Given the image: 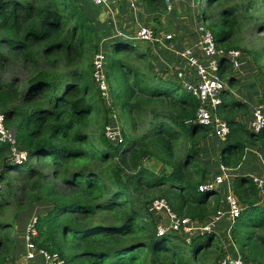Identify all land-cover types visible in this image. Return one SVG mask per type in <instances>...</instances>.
Here are the masks:
<instances>
[{
    "label": "trees",
    "instance_id": "16d2710c",
    "mask_svg": "<svg viewBox=\"0 0 264 264\" xmlns=\"http://www.w3.org/2000/svg\"><path fill=\"white\" fill-rule=\"evenodd\" d=\"M146 1L155 12L167 11L164 0ZM232 1L208 0L207 8L220 11L200 17L227 49L239 45L244 15L252 10L263 14L251 20L264 18V0L241 8ZM95 11L90 0H0V114L29 154L16 164L12 146L0 141V264L21 259L12 231L34 216L37 248L58 252L65 264H222L224 246L215 233L189 241L159 235L149 212L154 200L165 199L177 216L204 223L221 208L216 192L200 190L211 178L200 153L211 128L186 123L195 119L199 100L168 72L156 73L150 48L120 38L107 46L108 107L93 61L110 32ZM257 25L264 32V22ZM221 76L231 86L238 82L226 61ZM249 106L228 89L218 110L230 129L219 160L235 171L249 164L255 148L264 153V129L250 132L241 120ZM117 112L128 129L143 127L136 137L123 129L118 146L105 134ZM233 191L244 210L232 243L247 261L264 264L259 188L240 174Z\"/></svg>",
    "mask_w": 264,
    "mask_h": 264
},
{
    "label": "built area",
    "instance_id": "2783aa9c",
    "mask_svg": "<svg viewBox=\"0 0 264 264\" xmlns=\"http://www.w3.org/2000/svg\"><path fill=\"white\" fill-rule=\"evenodd\" d=\"M96 7L107 8L110 6L126 2L131 8H136L140 0H90ZM169 11L170 0H165ZM199 38L192 44L184 47L181 51L174 48L175 37L173 34H166L157 31L151 26H141L133 36L123 35L126 39H131L143 44L158 46L162 50L171 51L176 55L180 67L173 68L170 78L179 81L185 90L195 95L199 100L200 106L194 120L186 121L187 124H198L211 128V134L218 141L223 142L227 139L230 129L228 123L222 119L218 110L223 103V94L229 89L226 79L221 76V63L226 61L230 64L233 71L240 70L245 63L244 53L239 49H223L218 47L212 32L207 29L203 22L197 27ZM94 79L98 89L106 100L108 107L112 104V96L106 74L107 54L101 48L94 57ZM163 72H168L165 70ZM251 132L259 133L264 129V101L256 104L252 110ZM106 137L115 145H122L125 141L123 126L117 113L110 116L106 126ZM0 141L9 143L12 146V161L16 164H23L28 160L29 154L26 150L19 148L15 138V132L7 129L5 118L0 114ZM231 169L221 165L219 172L210 178L200 187L201 191L221 190L224 198L221 200V208L216 215L207 219L204 223H197L188 217H179L173 213L165 199H156L149 206V212L157 219L168 217L164 223H157L159 235L177 234L187 241L192 236L222 232L228 239L224 247L222 264H261L247 261L232 243L231 231L237 220L243 213V205L233 191L231 185ZM254 182L260 191V202H264V177H253ZM38 217L34 216L24 230V258L26 261H34L40 256L44 264H65V260L58 252L51 253L45 249H38L34 243L38 236L36 224ZM169 222L168 225H166ZM225 222V226L222 224ZM170 226V227H169ZM169 227V228H168ZM223 245V244H222ZM224 246V245H223Z\"/></svg>",
    "mask_w": 264,
    "mask_h": 264
},
{
    "label": "rangeland",
    "instance_id": "374dc122",
    "mask_svg": "<svg viewBox=\"0 0 264 264\" xmlns=\"http://www.w3.org/2000/svg\"><path fill=\"white\" fill-rule=\"evenodd\" d=\"M248 0H233L231 4H235L237 2L238 6L241 8L243 6V3H246ZM165 2V1H164ZM174 0H170V7L172 8V12L170 13L168 10L166 12L165 8L161 11V14L158 16H152L150 19L147 18V15H149L144 8L145 1H142L139 9V12L137 15H135L130 10H123L124 4L119 5H113L117 10H114V15H108L112 12V9L107 10L108 16H103V10H96V20H100L101 22H105L107 24V28L110 32L109 36L104 38L100 42V49L103 48V50L106 52L108 56V50L107 46L114 40L124 38L123 35L133 36L134 31L137 30L136 28L138 26H151L154 27L157 31H159L156 27L158 26L157 22L154 21V19H158L161 21L160 18H163L164 16H167V22L161 21L162 25L166 28V31L174 32V30H171V27H176V30H181V33H179L181 36H183L186 41L184 42V46H187L189 44H192L196 39L199 38V34L197 32V27L199 26L200 22H203L200 17H202V12L207 10L208 14H214L220 9L212 7L211 9L207 8L208 0H195L197 2L193 5V0H175L174 4L172 3ZM167 6V4L165 3ZM192 6V7H191ZM176 7H179L177 9ZM197 8V19L194 21L196 24L194 26L193 21L190 20V18L195 14L193 12V9ZM122 11L119 13V11ZM262 13H256L252 10L249 11L248 15H244L245 18L243 19V26L240 30V40H238V44L236 47H232L234 49H239L244 53V67L241 72H235L232 70V75L236 78L238 82L235 83V86H231L228 83L229 76L226 78V83L228 85L229 90L233 94V97L237 100H241L242 102H249L251 111L248 115H241V120L243 124L246 126V129L250 131V127L248 122H244L248 118L252 116V108L255 104L259 103L262 96L264 97V32L258 28L257 24L263 23L264 18H262L261 22H255L250 19V16H262ZM157 17V18H156ZM179 18V19H175ZM210 20V18H209ZM167 24H170V27H166ZM118 25V27H117ZM194 26V27H193ZM206 27V25H205ZM207 28V27H206ZM122 32V33H121ZM129 32V33H126ZM180 32V31H179ZM123 34L122 36H118V34ZM126 33V34H125ZM143 44V43H142ZM146 45L148 48L149 46ZM223 48V47H220ZM227 49V48H223ZM155 57V56H154ZM168 62L170 61L169 58H166ZM255 87H258V89H255ZM263 93V95H262ZM252 106V107H251ZM117 114L120 117V112H117ZM120 120L122 122V126L124 131L127 132L130 136L136 137L143 133V127L139 125L136 127V130L128 129L125 126V123H123L121 117ZM145 126V125H144ZM251 132V131H250ZM210 138L212 136H209ZM206 138L201 142V154L204 158V161L206 165L209 168V171L211 172V178L217 174L219 171L220 166L222 163L219 160V146L222 145L220 141H218L215 137H212V139ZM261 143L259 144V146ZM260 148V147H259ZM262 148V146H261ZM254 150H257L256 148ZM242 171L239 170H232L231 171V185L233 186V182L236 179L238 175H240ZM243 173V172H242ZM243 175V174H241ZM224 198V193L219 190L217 194L213 197V202H220ZM262 203V202H261ZM244 207V206H243ZM157 223H164L165 221H168L169 218L161 217V219H157L155 217ZM169 222L166 224L168 225ZM225 222L222 224V226H225ZM170 227V226H169ZM168 227V228H169ZM246 228V226L244 227ZM25 227H18L14 226V230L12 231L15 241L19 242V244H22L23 249V235H24ZM223 234L222 232L218 233L217 236L220 238L219 235ZM226 237V235H225ZM221 242V241H220ZM228 242V239L227 241ZM218 243V241L216 242ZM217 245V244H216ZM213 248H215V245H213ZM18 252V250H17ZM12 262H15L14 264H29L25 260L21 261V259H14V257L11 258V264Z\"/></svg>",
    "mask_w": 264,
    "mask_h": 264
},
{
    "label": "crops",
    "instance_id": "0c3cea01",
    "mask_svg": "<svg viewBox=\"0 0 264 264\" xmlns=\"http://www.w3.org/2000/svg\"><path fill=\"white\" fill-rule=\"evenodd\" d=\"M142 1H145V0H140L139 1V3L136 5V8H131V5L129 4V3H126V2H121V3H119L118 5H119V7H120V5H122V4H124L125 6H123L122 8H123V10L124 11H126L127 9L128 10H130L131 12H133L135 15H137L138 14V12H139V7H140V5H141V3H142ZM165 1V0H164ZM174 2H175V0H174ZM174 2H172L173 4H174ZM193 5L194 4H196L197 2H195V0H193ZM166 3V2H165ZM176 3V2H175ZM114 5H116V4H114ZM144 8H145V11L149 14V15H147V18L148 19H150L152 16H158V15H160L161 14V12L159 11V12H155V11H153L150 7H149V5H148V3H147V1L144 3ZM167 7V6H166ZM192 7V6H191ZM110 8L112 9V12L110 13V14H108V15H114V10L113 9H115V10H117L115 7H113V5H111L110 6ZM177 9H179V7H176ZM103 10V16H108L107 15V12L108 11H106V9L107 8H101V7H96V10ZM193 9V8H192ZM167 10H168V8H167ZM119 11V10H118ZM169 11V10H168ZM173 10L171 9L169 12L171 13ZM120 12H122V11H119V13ZM167 12V11H166ZM193 12H195V14L190 18V20L191 21H193V24H194V26L196 25L195 23H194V21L197 19V14H198V12H197V8H194L193 9ZM157 18V17H156ZM161 19V21H163V22H167V16H164L163 18H160ZM176 20L177 19H179V18H175ZM154 21H156L157 22V24H158V26L156 27L158 30H159V32H163V33H166V34H173L174 35V37H175V41H174V48L176 49V51H181V50H183L184 49V42L186 41V39L183 37V36H181L179 33H181V30H176V27H171V30L173 31L174 30V32H170V31H166V28H164L165 27V25L163 26L162 25V23H161V21L160 20H158V19H154ZM193 26V27H194ZM117 27H118V25H117ZM141 26H138L136 29L138 30L139 28H140ZM166 27H170V24H167L166 25ZM137 30H135L134 31V34H135V32L137 31ZM180 31V32H179ZM122 33V32H121ZM126 33H129V32H126ZM125 33V34H126ZM146 44V43H145ZM148 46H149V48L151 49V51H152V53H153V55L155 56V58H156V60H157V62H158V65H157V68H156V73H158V74H160L162 71H165V70H168V73H167V76L170 78L171 77V75L173 74V68H176V67H180V66H182V64L180 63V62H178V60L176 59V55L173 53V52H171V51H165V50H162L161 48H159L158 46H151L150 44H147ZM166 58H169L170 59V61L168 62L167 60H165ZM244 67V66H243ZM243 67L240 69V70H238V71H236V72H241L242 70H243ZM236 78H238V77H236ZM235 78V79H236ZM255 89H258L259 90V88L258 87H255ZM262 95H263V93H262ZM260 102L259 103H261L262 101H264V97L262 96V98L259 100ZM249 105H250V103L249 102H247ZM258 104V103H257ZM256 105V104H255ZM254 105V106H255ZM253 106V107H254ZM252 107V106H251ZM252 110H253V108H252ZM244 122H248V124H250L251 125V122H252V116L250 117V118H248L247 120H245ZM250 125H249V127H250ZM250 130H251V127H250ZM212 137H214V136H212ZM210 138L209 137V139H212L213 140V138ZM238 170V169H237ZM243 173H241V174H243V175H246V176H250L251 178H253V177H264V153L259 149V148H257V150H254V156L251 158V160H250V162H249V164L246 166V167H241V169H240ZM219 171V170H218ZM218 174V173H217ZM217 174H215V175H217ZM214 175V176H215ZM213 176V177H214ZM220 236V241H221V243L224 245V247H225V245L227 244V238L225 237V235L224 234H221V235H219ZM25 247H24V245H23V249H22V251L24 252V249ZM38 258H41L40 256H37L36 258H35V260L34 261H26L25 260V258H24V254H23V256L21 257V261H26L27 263H29V264H38L39 263V261H41L42 262V264H44V261H43V259L41 260V259H38ZM15 260L17 259L16 257L14 258ZM15 262H12V264H14Z\"/></svg>",
    "mask_w": 264,
    "mask_h": 264
},
{
    "label": "water",
    "instance_id": "95a60500",
    "mask_svg": "<svg viewBox=\"0 0 264 264\" xmlns=\"http://www.w3.org/2000/svg\"><path fill=\"white\" fill-rule=\"evenodd\" d=\"M118 36H121L120 34H118ZM260 205L264 206V202H262Z\"/></svg>",
    "mask_w": 264,
    "mask_h": 264
}]
</instances>
